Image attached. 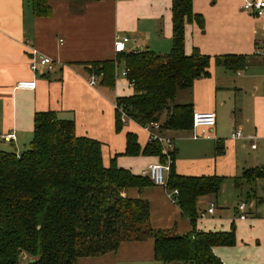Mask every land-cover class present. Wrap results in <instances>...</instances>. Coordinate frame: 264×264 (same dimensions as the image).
Here are the masks:
<instances>
[{"label": "crops", "instance_id": "crops-1", "mask_svg": "<svg viewBox=\"0 0 264 264\" xmlns=\"http://www.w3.org/2000/svg\"><path fill=\"white\" fill-rule=\"evenodd\" d=\"M243 3L244 0H192L193 12L202 17V25L186 23L184 52L190 55L196 49L212 62L208 76L194 81L187 93H180L177 103H191L193 113H214L216 124L203 131H160L172 142H191L188 156V149L177 154L174 144L167 149L175 153L178 175L223 177L220 188L230 184L232 198L241 192L244 183L248 186L249 204L244 203L243 211L234 206L232 219L218 207L219 193L217 197L198 200L197 231L227 232L234 228L235 245L213 249L222 264H264V194L260 193L264 179L243 181L239 188L233 181L247 170L264 168V31L262 20L242 11ZM48 4L52 15L34 18L31 0H0V136L15 137L10 143L0 141V150L22 153L32 139L34 114L53 111L59 119L73 120L76 137L101 144L104 167L114 160L118 168L143 176L150 165L159 163L158 158L127 157L123 153L127 133L135 134L144 148L149 142L147 132L132 121L115 132L114 101L121 93L116 85L112 89L101 86L100 78L90 86L86 65L115 60L116 36L129 39L126 53L148 50L168 54L172 46L171 0H48ZM31 50L51 59L54 68L48 71L37 66L32 71ZM227 55L246 58V67L231 71L214 65V58ZM20 82H34L35 88L18 89ZM127 86L130 91L125 96H130L133 89ZM237 129L243 138L230 139ZM191 133L192 137H187ZM193 133L199 138L194 140ZM217 146L223 148V154H217ZM126 196L149 203L153 230L178 235L192 230L166 188L130 189ZM210 203L215 204V209L209 215ZM242 214L246 215L244 220L239 219ZM134 253H145V261L161 264L154 260L152 238L122 243L115 252L79 258L76 264H129Z\"/></svg>", "mask_w": 264, "mask_h": 264}, {"label": "trees", "instance_id": "trees-1", "mask_svg": "<svg viewBox=\"0 0 264 264\" xmlns=\"http://www.w3.org/2000/svg\"><path fill=\"white\" fill-rule=\"evenodd\" d=\"M170 11L172 46L168 54L148 50L121 53L115 60L86 65L89 75L98 76L101 86L112 89L116 66L124 64L133 94L115 100V132L124 127L121 114L141 127L160 123L165 117L160 131L192 128V104H179L176 99L190 91L194 81L208 76L212 59L196 49L190 55L184 52L186 23L202 25V17L193 12L192 0H171ZM31 12L34 18L52 15L48 0H31ZM213 60L216 67L231 71L243 70L247 64L246 58L231 55ZM33 123L26 150L20 154L0 150V264H20L23 255L29 258L26 264H76L79 258L102 256L115 252L122 243L147 238L153 239V257L161 264H222L213 249L235 245L233 226L227 232L195 229L198 200L217 197L223 177L178 175L175 153L169 152L166 189L178 192L175 203L192 230L182 235L153 230L149 203L126 196L130 189L153 186L148 177L118 168L114 160L104 167L101 144L76 137L73 120L59 119L55 112L46 111L36 112ZM216 149L218 155L223 154L222 147ZM123 155L157 157L166 162L158 143L149 141L141 148L133 133L125 135ZM263 177L259 169L247 170L233 180L234 186Z\"/></svg>", "mask_w": 264, "mask_h": 264}, {"label": "built area", "instance_id": "built-area-1", "mask_svg": "<svg viewBox=\"0 0 264 264\" xmlns=\"http://www.w3.org/2000/svg\"><path fill=\"white\" fill-rule=\"evenodd\" d=\"M242 11L248 13L249 15L253 16L255 19L262 20L261 23V29L264 31V0H244ZM129 41V39L125 36H116L114 40L113 50L114 53L121 54L126 53L125 44ZM133 54H136L138 52H131ZM264 57V54H262ZM31 58L32 62L30 64V69L32 71H36L37 66H41L48 71H51L54 68V63L51 59L48 57L42 56L39 53H37L35 50H31ZM127 71L124 70L122 73V76L126 75ZM88 83L90 86H95L96 81L99 78L95 75H89ZM128 85H130L128 83ZM18 89H24V90H32L35 88L34 82H20L17 84ZM114 109H116V104H114ZM120 120L122 124H126L128 121L124 114H121ZM216 124V117L214 113H193L192 117V130L195 132L198 129L208 130L212 129ZM148 134L149 141H154L158 143L163 150V153L166 155L168 162L165 164H152L150 165L143 176H146L149 178L150 182L155 187H164L166 188V175L169 171V167L171 164V160L168 156V153L166 152V149H168L172 145V140L170 138L164 137L160 133V123L159 122H153L148 124L145 127H142ZM198 135L196 133H193V139H198ZM243 138L241 130L237 129L234 130V132L231 133L230 139H241ZM15 137L13 134L3 135L0 136V141L5 143H10L14 141ZM261 174L264 176V168L259 169ZM169 197L173 203L176 202V198L178 196V192L176 190L168 192ZM245 208L244 204L239 205L238 210L243 211ZM215 204L210 203L209 208L207 209V213L210 215L214 212ZM201 218H203L205 215H200ZM246 218V215H240L239 219L244 220ZM24 258V256H23Z\"/></svg>", "mask_w": 264, "mask_h": 264}, {"label": "rangeland", "instance_id": "rangeland-1", "mask_svg": "<svg viewBox=\"0 0 264 264\" xmlns=\"http://www.w3.org/2000/svg\"><path fill=\"white\" fill-rule=\"evenodd\" d=\"M117 62V61H116ZM119 62V60H118ZM124 72V64L120 63L119 65L116 66L115 69V89L118 90L119 94L121 93V97H126L125 95L128 94V91H130L129 87L127 86V82L126 79L124 78V76H122V73ZM242 74H244V71L241 72ZM132 90V89H131ZM119 98V97H118ZM177 101V99H176ZM175 101V103H176ZM115 102V101H114ZM165 118V117H164ZM164 118L162 117L161 122H163ZM125 126V124H124ZM138 129V128H137ZM187 137H192V133L189 134ZM2 142V141H1ZM0 142V146L1 143ZM172 144H174L175 148L178 150L177 154H179L180 152L188 149L187 153L185 156H188L190 154V146H191V142L187 141L186 139L183 141H173ZM188 147V148H187ZM166 152L168 153V150L166 149ZM171 152V150L169 151ZM177 157H179L177 155ZM191 157V156H189ZM166 162H168L167 157L165 158ZM166 162H161L159 161V163L163 164ZM264 179V178H261ZM230 184L224 185L223 188H220L219 190V198H218V207L222 208V210L224 212H226V215L229 219H232L233 217V207L234 206H239L240 204H244L246 203L247 205L249 204L248 198H247V194L246 192L249 191L248 190V186L246 185V183L243 184L242 188H241V192H238V194L236 195L235 198H232V191L230 190L231 188H229ZM258 191V190H257ZM261 194H264V189L260 190ZM242 202V203H241ZM245 204V205H246ZM224 214V213H223ZM149 239V238H147ZM135 254V253H134ZM143 255H146L145 253L140 255H133L131 257V261L129 264H153L149 261H145V259H143ZM24 256V258H23ZM20 259V264H26L27 262H29V258L26 255H23ZM169 264H176V263H169Z\"/></svg>", "mask_w": 264, "mask_h": 264}]
</instances>
